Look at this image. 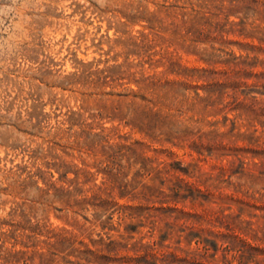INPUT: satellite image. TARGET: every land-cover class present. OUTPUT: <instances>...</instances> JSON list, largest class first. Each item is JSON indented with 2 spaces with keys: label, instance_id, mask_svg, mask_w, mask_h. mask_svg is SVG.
I'll return each mask as SVG.
<instances>
[{
  "label": "rangeland",
  "instance_id": "1",
  "mask_svg": "<svg viewBox=\"0 0 264 264\" xmlns=\"http://www.w3.org/2000/svg\"><path fill=\"white\" fill-rule=\"evenodd\" d=\"M241 239L264 248V0H0V264Z\"/></svg>",
  "mask_w": 264,
  "mask_h": 264
},
{
  "label": "trees",
  "instance_id": "2",
  "mask_svg": "<svg viewBox=\"0 0 264 264\" xmlns=\"http://www.w3.org/2000/svg\"><path fill=\"white\" fill-rule=\"evenodd\" d=\"M227 242L224 246L234 247L235 249L232 256L233 258L237 260L236 264H247L248 261H253L252 264H261L262 261L264 260V257L263 258L255 257L259 253L264 254V248L259 247L258 245L251 244L245 241L244 239H241L240 243L234 244L233 246H231L229 241ZM214 246H216V244ZM194 257L195 256L193 255V258ZM163 259L168 264H176L175 262H178V261H184L185 264H216L212 262L211 260H207V261L196 260V257L194 258L195 260H187L185 257L180 258L176 256L175 254H171V253L165 254L163 256ZM223 264H231V260L226 258L224 259Z\"/></svg>",
  "mask_w": 264,
  "mask_h": 264
}]
</instances>
